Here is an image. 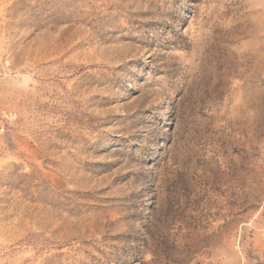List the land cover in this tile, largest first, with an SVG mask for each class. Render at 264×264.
<instances>
[{
  "label": "rangeland",
  "instance_id": "1",
  "mask_svg": "<svg viewBox=\"0 0 264 264\" xmlns=\"http://www.w3.org/2000/svg\"><path fill=\"white\" fill-rule=\"evenodd\" d=\"M0 264H264V0H0Z\"/></svg>",
  "mask_w": 264,
  "mask_h": 264
}]
</instances>
